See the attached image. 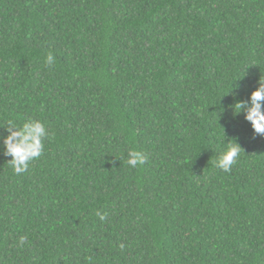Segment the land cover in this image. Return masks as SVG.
I'll return each instance as SVG.
<instances>
[{
  "label": "trees",
  "instance_id": "1",
  "mask_svg": "<svg viewBox=\"0 0 264 264\" xmlns=\"http://www.w3.org/2000/svg\"><path fill=\"white\" fill-rule=\"evenodd\" d=\"M260 79L264 0H0V264H264V138L231 108Z\"/></svg>",
  "mask_w": 264,
  "mask_h": 264
},
{
  "label": "clouds",
  "instance_id": "2",
  "mask_svg": "<svg viewBox=\"0 0 264 264\" xmlns=\"http://www.w3.org/2000/svg\"><path fill=\"white\" fill-rule=\"evenodd\" d=\"M54 62V56L49 53L45 63L52 67ZM262 102H264V81L260 79L258 87L251 92L247 101H237L231 106L233 115L235 112L234 116L243 114L244 120L251 125L253 139L257 136L264 138V103ZM3 129L7 132V135L3 137L4 155L12 158L9 164L15 174L26 172L29 163L39 158L44 152V140L48 137L44 122L31 118L20 124L8 121L7 127ZM228 141L217 161V167L224 172L231 171L243 151L235 140ZM127 155L126 163L132 168H139L147 161V155L142 151L129 150ZM97 215L103 221L107 214L97 213ZM23 240L22 237L21 242Z\"/></svg>",
  "mask_w": 264,
  "mask_h": 264
}]
</instances>
